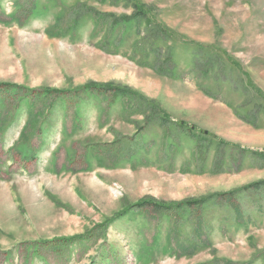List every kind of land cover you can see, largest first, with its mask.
Instances as JSON below:
<instances>
[{
	"label": "rangeland",
	"instance_id": "1",
	"mask_svg": "<svg viewBox=\"0 0 264 264\" xmlns=\"http://www.w3.org/2000/svg\"><path fill=\"white\" fill-rule=\"evenodd\" d=\"M0 264H264V0H0Z\"/></svg>",
	"mask_w": 264,
	"mask_h": 264
},
{
	"label": "trees",
	"instance_id": "2",
	"mask_svg": "<svg viewBox=\"0 0 264 264\" xmlns=\"http://www.w3.org/2000/svg\"><path fill=\"white\" fill-rule=\"evenodd\" d=\"M135 6H136V9H137V13L135 14L137 18H142L144 19V22H145V25H146V28L149 29V32H154L155 29H157V31H160L159 29H162V31H164L165 35H166V41L171 38V35L172 33L170 32H167L158 22H156V20L154 18H149L147 17V13L148 11L145 9V6L143 4H139L136 2H134ZM129 20H126L125 22H128ZM156 38H159L161 40H164V38H162L160 35L157 36ZM198 49L199 50H204V46L202 45H199V44H196ZM168 59L171 61V57H168ZM171 65H172V61H171ZM209 65L213 66V59H207V60H200L198 61L196 64H195V69H199V72L202 73L204 76L209 72ZM174 69V68H173ZM162 71L160 72L161 75H173L174 73V70L170 69V68H166V69H161ZM86 89H90V90H93L94 88L91 87V86H88L86 87ZM106 90V89H105ZM108 90H112L114 92L115 90V96H118V97H124V98H131V97H134L135 94H133L132 92H127V91H124V90H121L120 88H112V89H108ZM30 99H32L30 97ZM144 104V102H142L141 106H136V107H142ZM169 117L167 115L163 116L162 115V120L159 122L162 130L164 131H168V123H169ZM179 126H181V128H185L186 130L189 131V137L191 138H194L196 136H194V132H195V128H194V131H192L191 128H188L186 124H184L183 122L179 124ZM26 133V132H25ZM198 138V137H197ZM216 139V138H214ZM218 141V140H217ZM253 185L249 186V188H251ZM248 189V188H246ZM240 192L239 191H236V192H231L229 193L228 197H231V198H225V199H220L218 201V203H223V202H227L228 200H232L233 197L234 199L236 198L235 196L238 195ZM224 196H226L225 194H223ZM219 197H223V196H219ZM206 199H200L198 201H191V202H184V203H181V204H176L174 207L172 206H169V205H163L161 203H156V204H151L149 202H146V201H142L140 205H135V206H131L129 207L128 209H126L125 211H123V213H129L130 211H139L141 212L142 214L145 215L147 221H148V216H151L152 215H155L156 213L157 214H161L162 212H170L171 210H174L176 212H178V214H180V212H182L183 210H187V211H190V212H193L194 211V207H198V210L199 208L204 205ZM232 208V207H231ZM233 209V208H232ZM195 212V211H194ZM237 212H239V210H237ZM114 221V220H112ZM111 221V222H112ZM110 224V222H108ZM74 239V238H72ZM78 239H81L80 237H78ZM74 241H72L73 243Z\"/></svg>",
	"mask_w": 264,
	"mask_h": 264
}]
</instances>
